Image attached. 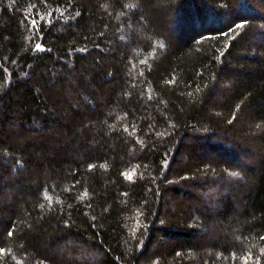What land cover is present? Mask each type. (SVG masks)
Listing matches in <instances>:
<instances>
[{"label": "trees", "instance_id": "trees-1", "mask_svg": "<svg viewBox=\"0 0 264 264\" xmlns=\"http://www.w3.org/2000/svg\"><path fill=\"white\" fill-rule=\"evenodd\" d=\"M262 237L264 0H0V264H264Z\"/></svg>", "mask_w": 264, "mask_h": 264}, {"label": "snow or ice", "instance_id": "snow-or-ice-1", "mask_svg": "<svg viewBox=\"0 0 264 264\" xmlns=\"http://www.w3.org/2000/svg\"><path fill=\"white\" fill-rule=\"evenodd\" d=\"M33 23H35V21H33ZM237 27H239V26H237ZM39 47H40V45H37V48H39ZM146 62L147 61H142V63H146ZM134 173H135V170L133 169L132 172H129V173L126 174L127 178L129 180H131L133 178ZM261 239H264V237H262ZM4 251H5L4 249H0V254H2ZM262 251H264V250H262ZM250 258L251 257L249 255V257L247 259H250Z\"/></svg>", "mask_w": 264, "mask_h": 264}, {"label": "rangeland", "instance_id": "rangeland-1", "mask_svg": "<svg viewBox=\"0 0 264 264\" xmlns=\"http://www.w3.org/2000/svg\"><path fill=\"white\" fill-rule=\"evenodd\" d=\"M256 14V13H255ZM252 14H250V16H251ZM258 15H262V13H259Z\"/></svg>", "mask_w": 264, "mask_h": 264}]
</instances>
